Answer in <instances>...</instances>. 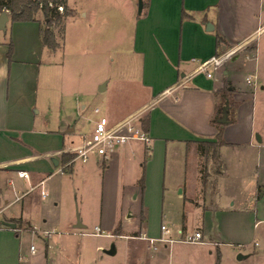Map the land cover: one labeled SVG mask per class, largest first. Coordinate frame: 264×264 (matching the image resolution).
<instances>
[{
    "label": "crops",
    "instance_id": "1",
    "mask_svg": "<svg viewBox=\"0 0 264 264\" xmlns=\"http://www.w3.org/2000/svg\"><path fill=\"white\" fill-rule=\"evenodd\" d=\"M67 2L74 13L70 25L77 27L80 17L88 18L90 13L82 2ZM142 3L131 38L133 55L141 61L138 93L143 95H137L142 104L120 119L109 118L119 122L145 110L150 146L133 141L108 158L94 155L87 164L73 160L68 170L63 169L65 154L83 140L71 139L76 123L72 118L45 119L38 106L41 89L48 91L52 70L59 67L54 61L57 54L43 44L37 22L12 23L9 17L7 30L0 32V264H38L42 256L50 262L51 238L43 239L46 250L39 247L33 254L25 236L26 229L37 227L33 212L39 198L47 197L44 186L57 197L62 174L70 177L78 192L80 183L88 187L87 193L94 181L92 190L100 192L101 205L94 231L99 227L113 233L108 235L111 238L129 241L133 255L125 264L144 262L151 242H161L162 226L176 240L180 232L192 234L185 224L191 210L203 219L198 222L201 229L194 232H201L218 248L238 244L245 249L236 253L244 256L236 264H264V228L260 229L264 225V82L256 69L260 48L251 47L264 38V0ZM242 48L256 50L257 59L247 61L249 72L241 83L232 69ZM230 51L234 54L221 67L208 68L211 78L200 71L204 63ZM249 76L255 78L253 86L245 81ZM226 84L234 102L229 109L232 123L223 129L218 157L210 149L213 157L206 160L208 144L217 143L219 129L213 120ZM19 172L29 179L20 178ZM135 202L140 207L132 212ZM164 204L171 207L168 212ZM206 215L217 220V228L206 229ZM254 217L251 236H242ZM3 221L16 224V229L4 227ZM39 223L40 230L56 231V222L43 217ZM76 226H71L74 233L82 230ZM213 231L221 239L215 241L209 235ZM224 239L235 244L223 243ZM161 244L167 249V243ZM217 255L223 262V254ZM103 256L108 257L104 252Z\"/></svg>",
    "mask_w": 264,
    "mask_h": 264
},
{
    "label": "rangeland",
    "instance_id": "2",
    "mask_svg": "<svg viewBox=\"0 0 264 264\" xmlns=\"http://www.w3.org/2000/svg\"><path fill=\"white\" fill-rule=\"evenodd\" d=\"M77 1L87 7L86 11H89L90 15L88 18L80 17L81 23L77 27L70 25L74 14L67 18L64 25L54 26L55 40L59 48L52 51L57 54L54 61L59 67L52 70L51 80H49L51 83H48L51 89L48 88V91L41 89L38 105L41 116L45 119L48 117L51 119L59 117L62 120L72 118L76 127L71 139L75 143L84 137L92 136L93 122L98 119V116L94 114L95 108H100L108 118L120 119L142 104L137 95L139 87L142 86L139 83L141 61L133 55L131 40L134 20L140 15V0ZM101 30H103L102 34ZM251 47L256 50L260 48L262 55L256 62V69L260 75V82H264V38L259 46L252 44ZM251 50L241 49L238 52L240 59L235 69H232V73L236 74V78L241 83L249 72L248 67L251 63L247 61L257 59L256 50L254 52ZM243 62H247V66L242 65ZM105 85L107 90L100 92V88ZM83 106L86 108L82 109ZM144 111L138 112L141 118L146 116ZM211 157L213 154L209 149L206 160ZM59 175H61L60 172ZM60 178L62 187L60 194L55 197L54 192L44 186L47 197L39 198L40 204L33 212L34 224L37 227H41L39 221L42 223L43 217L56 222L57 225L56 231L48 241L51 245V257L48 264H125L129 254H132L128 240L116 236L111 238L108 235L113 233L107 230L101 231V236L91 235L96 234L94 227L99 225L97 217L101 206L100 192L98 195L96 189L92 190L95 187L94 181L91 182L92 188L86 193L88 187L85 183H80L81 188L78 192L68 175L62 174ZM139 207V204L135 202L131 211L136 212ZM177 207L179 208V204ZM164 208L168 212L171 207L164 204ZM202 220L199 212L189 211L185 220L189 232L194 233L195 228L201 229L198 222L202 224ZM256 221L255 217L252 218L250 227L244 228L241 235L250 237V228L254 230ZM216 222L217 220H214L212 216L206 215V229L210 226L217 228ZM73 223L77 225L86 223L87 229L74 233L71 230ZM261 228H264V225H260ZM249 231L250 234H248ZM209 235L213 236L215 241L221 239L219 235L217 238V233L214 231ZM25 238L29 240V245H34L37 249L39 247L47 249V244L37 235L29 232ZM224 241L223 243L235 244L231 239H224ZM112 245H115L117 254L109 258L104 257L103 252L110 249ZM237 245L224 244L218 248L206 236L199 243L178 242L168 244L167 249L161 242H151V249L147 250L146 259L141 264H217L219 251L223 254L221 264H236L238 257L236 253L245 252V249H240L236 247ZM252 263V261H246L241 264ZM38 264H47L46 258L44 256L39 258Z\"/></svg>",
    "mask_w": 264,
    "mask_h": 264
},
{
    "label": "built area",
    "instance_id": "3",
    "mask_svg": "<svg viewBox=\"0 0 264 264\" xmlns=\"http://www.w3.org/2000/svg\"><path fill=\"white\" fill-rule=\"evenodd\" d=\"M58 10L60 13L64 12L63 7H59ZM232 54L234 53L230 51L226 54H223L222 56L212 59L207 63H204L201 66L200 71L205 72L206 75L211 78L212 74L208 73V68L221 67L224 62L232 57ZM254 80V76H249L247 77L246 82L248 85L253 86ZM94 114L95 116H98V119L93 122L92 136H90V138L84 137L79 145L67 151V153L76 155L74 161L87 164L94 155L101 158H108L117 150V148L133 141H139L144 143L146 146H150L151 140L149 134L144 131L141 125L142 118L140 117L139 113L119 122H111L110 118L106 117L100 108H95ZM18 176L20 178L29 179L28 174L25 172H19ZM11 184H13L12 181ZM42 195L45 196L44 193ZM161 229L163 232V237L160 239V241L167 244H173L177 241L195 244L203 240L201 232H194L188 235H183L180 232L179 239L176 240L173 238L171 231L167 226H162ZM26 230L37 235L39 238H42V240L50 239L51 235L54 234V231H43L37 227H31ZM95 232L96 234L94 233L92 235L101 236L100 228L96 227ZM30 251L34 254L36 252V247L34 245L31 246Z\"/></svg>",
    "mask_w": 264,
    "mask_h": 264
},
{
    "label": "trees",
    "instance_id": "4",
    "mask_svg": "<svg viewBox=\"0 0 264 264\" xmlns=\"http://www.w3.org/2000/svg\"><path fill=\"white\" fill-rule=\"evenodd\" d=\"M63 7L64 12L60 13L58 8ZM8 11L12 23H29L37 22L40 24V33L43 44L50 50H56L58 44L55 40L54 26L64 25L67 18L74 14L68 7L67 0H0V13ZM62 29V28H61ZM14 46L10 44L8 58L13 55ZM230 101V107L234 106V102L230 95V84H226L223 91L219 95V103L217 105L216 116L213 122L219 129L216 144H208V149H213L215 158L218 156L217 149L223 144L222 132L226 125H221L218 122L219 117L223 114V107L226 106V101ZM230 121V120H229ZM232 123V122H231ZM141 125L145 132L147 129V116L141 119ZM76 158L75 154H65L64 168L68 170L69 163ZM64 170V171H65ZM217 264H220V255H217Z\"/></svg>",
    "mask_w": 264,
    "mask_h": 264
},
{
    "label": "water",
    "instance_id": "5",
    "mask_svg": "<svg viewBox=\"0 0 264 264\" xmlns=\"http://www.w3.org/2000/svg\"><path fill=\"white\" fill-rule=\"evenodd\" d=\"M142 10H143V3H142V0H140V15L142 13ZM9 21V14L8 12H3L1 13L0 15V32H5L7 30L6 28V25ZM209 27H207L208 29ZM213 30V28L210 30H208L209 32H211ZM105 90V86H102L100 88V92H103ZM226 106L223 107V115H222V118L219 120V124L221 125H229L231 122L229 121V113H230V106L229 105V101L227 100L226 103H225ZM257 140L260 141V139L257 137ZM4 227H7V228H11L12 230L16 229V224H13V223H8V222H5L3 221L1 223ZM77 229H83L84 226L79 223L77 226H76ZM104 254H106L108 257H113L117 254V249L115 247V245H112L111 248L109 250H105L104 251ZM244 259V256L242 255H239L237 257V260L239 261H242Z\"/></svg>",
    "mask_w": 264,
    "mask_h": 264
}]
</instances>
